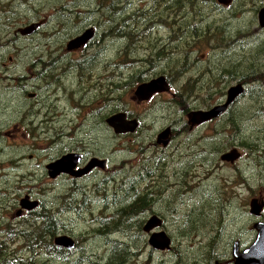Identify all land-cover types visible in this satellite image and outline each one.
Here are the masks:
<instances>
[{
	"label": "rangeland",
	"instance_id": "1",
	"mask_svg": "<svg viewBox=\"0 0 264 264\" xmlns=\"http://www.w3.org/2000/svg\"><path fill=\"white\" fill-rule=\"evenodd\" d=\"M94 1L96 0H0V2L12 3L11 9L2 16L3 19L11 18V13L17 15L19 20L23 22L35 21L38 17H48L46 25L41 26L42 29L36 37L29 39L30 36L23 37L19 35L16 42L10 41L17 36L15 35L16 28L12 25L8 29L3 21L0 22V65L15 66L17 59H20L21 63L25 58L33 56L31 58L32 61L41 57V54L45 56L50 53L55 57L54 63L56 65L60 61L56 55L64 54V57L69 62L72 57H78L82 52L84 54L88 50L87 46L73 52L72 55L65 52L67 41L75 33L83 31V27L77 25L69 15L72 13L77 18L85 16L90 18V14H94L99 17L98 8L95 7L97 5L93 4ZM128 1L130 2V0ZM134 1L135 3L139 2L136 4V7L139 8L143 7L147 2V0ZM262 2L263 0H234V3L228 7H214L211 3L199 5L203 9V12L200 13L204 18L203 24L211 22L216 28L222 26L226 32L225 34L216 35L215 30L213 34L214 40L221 38V36H227L223 38L224 41L220 48L224 52V56L215 59L212 63L209 61L208 56L210 50L205 47V44L197 39L191 41L190 48L196 50L197 54L200 55L199 59L208 64L211 73H217V67H220L225 72L222 74L223 79H225L247 75L248 66L251 68L260 67L258 73L262 71V66L258 65L262 64L264 57L257 56V50L264 46V31L257 32L258 25L256 23V14L254 13L260 3L262 6ZM119 5V2H115L112 8L110 5L103 7L107 10L113 9L112 15L114 17L118 14ZM76 7L80 8L78 10L85 9V13L79 16ZM146 16H149V14H146ZM115 18H113L112 22H114ZM119 20L121 19L119 18ZM149 21L151 20L145 18L144 25L146 28L144 27V31H147L144 34L160 23L175 31L174 28L172 29L171 24H167L162 20L159 23L158 19H156L154 25L150 24ZM110 23H104L99 30L100 40L96 43V53L99 54L96 59L97 63L95 62L92 69L113 66L114 62L111 61L112 57L109 54L116 50H121L125 43L123 39H120L119 34L112 38L108 37L106 39L111 40L115 46L110 48L107 53L103 51L102 48H104L106 41H104L105 39L102 36L105 32V27L106 32L112 30V28L108 27ZM192 26L196 27L195 24H192ZM173 27H176V24ZM247 27L253 30L254 36L246 37L241 42L240 38L245 33L243 29H247ZM187 30L188 28H185L183 32ZM199 30L201 32L204 30L202 25ZM32 31H29V33H32ZM237 32L241 34H237ZM147 40L148 38L140 40L138 48L146 57L151 58V44L154 43L156 46L157 43L154 41L144 42ZM173 41L176 42V39ZM162 44L164 45V43ZM247 46L251 47L248 56H243L237 52L242 53ZM186 47H189V45ZM131 51H134V49ZM232 51H235V53H231ZM167 55L168 52L164 51L162 57H157L156 60L152 59L155 72L170 71L165 65V57ZM115 60L116 57L114 58ZM160 60L162 62H159ZM241 61L244 64V68L240 70L233 69V66L241 63ZM58 65L60 66V64ZM115 71L118 73V70ZM73 73L74 70L71 75L66 73L59 77L60 84L64 87L59 88L55 92V96L62 94L64 91L71 93L73 101L76 100L80 104V108H77L74 102L67 103V98H65L64 104L67 105L68 112L72 113L69 117L70 123L66 124L67 128L63 129L65 126L61 128L59 122H53V120H39L34 123V126L38 127V133L33 136L32 129L29 127L31 122L25 120L24 128L19 127V133L14 135L11 133V129L16 122L11 119L13 117H9L7 142L8 145L12 143V146H8L7 160L6 163L2 164L7 166L5 168L7 170V183L5 179H0V202L2 201L0 203V216H2L0 218V221H2L0 224V229H2L0 232V250L10 246V250L18 254L20 248L27 243L29 244L28 249L33 248V250H36L46 247L47 240L45 238L39 240L34 234L29 233L39 226L34 218V213H25L22 215L24 218L20 220H13L9 214L19 195L29 194L41 206L37 217L44 216V214H53L56 208L60 206L58 221L60 225L69 227V232L64 235L70 237L73 242L77 241L80 246L85 248L86 263L107 264L109 262L108 256L106 260H102V258L106 250V244L110 241L112 243L108 248L111 250L115 249V251L113 252L112 260L108 264H118L119 262L117 261L121 259L125 250L120 251V247L113 241L112 235H103L101 217L109 213L118 214L120 209L123 208L121 206L123 203L128 206L134 204V202L139 200L140 196L147 193L148 189H150L149 194H151V197L148 199L146 207L126 211L127 214L136 213L140 215L129 220L117 218L115 223H119L127 229V225L130 223L135 225L137 221L143 220V224L148 219V216L154 213V208L158 205L159 213L155 214L158 216L162 215L166 226L161 231L172 239L171 248L178 249V252L173 255L168 254L170 251H151L152 249L147 245L148 235L142 236L138 231L132 229L125 232L124 230H113L111 227L107 228L111 233L113 231V233L121 232L117 237L128 245L130 255L137 253V256H135L137 264H200L194 261V258L200 256H207V262L205 261V263L214 264L219 257L227 259L228 255H231V246L235 240L241 241L243 246H247L253 241H251L252 235H244L245 225L247 223L250 226V219L249 217L241 216L239 199L237 196L234 199L232 194L236 192L241 173L245 177L244 180H246L248 188L251 189L247 190V192L257 194L261 193V188H264V185H262L264 184V151L262 150L261 154H254L253 149V146L260 149L264 147V78H259L253 83L249 82V78L246 80L247 88L245 94L242 96L240 104L235 107V112L230 116L235 128L238 129V133L235 134L232 132L233 125L228 117L219 121L212 120L191 130L189 129L190 125L187 123L186 115L188 112L206 110L208 109L207 105L225 97L227 90L211 89L209 87V78H204L202 81L204 82V86L202 85L203 89H197L195 100L191 103L184 101L183 90H195L196 88L185 87L181 89L184 80L178 78L175 74H170V80L174 83L175 89L172 93L178 94L180 105H176L174 98L168 94L155 95L144 103H135L130 99L132 103L129 104V92L126 90L121 97L120 84L116 85L119 88L116 89L111 84H107V82L105 83L106 85L93 82L95 76L102 81L103 73L97 72L95 76L91 75L92 80L88 82L89 84L86 88L76 87V79ZM129 79V77L124 76L122 83L128 82ZM63 80L67 81L66 85L62 83ZM197 84L198 81L195 82V85ZM71 88L74 90H70ZM79 89L84 90V97L90 93V99L80 103L78 101L79 96L76 98ZM109 89L113 90L106 95L105 93ZM206 90H209L208 94ZM216 90L218 91L217 94ZM41 96L42 98L44 97L43 94ZM105 96L109 99H120V106L128 110L132 118L139 120L140 126L136 133L114 135L108 131L104 124L101 127L97 125L98 120L96 121V117H99V115L106 117L108 115L107 112L112 110V108H108L105 113L95 111V109L102 107L101 99L105 98ZM97 99L99 101H96ZM68 105L71 106V109ZM36 106L38 107V105ZM14 108L15 103L10 104L8 102V114L13 113L12 109ZM23 109L28 112L29 105H25ZM84 111L87 114L84 115ZM3 113L6 112L0 111V114ZM40 119H43V116H40ZM165 126L173 127L175 134L172 136L169 146L162 148L156 145L155 138L159 131L163 130L162 127ZM22 131L25 134L23 139L20 137ZM68 135L69 138H66ZM78 137L81 141H88L89 144L93 141L91 143L94 146L93 151L107 160V165L101 173L102 181L97 184L85 182V185L80 187L66 184L68 182L65 183L62 180L51 182L43 180L42 173L46 174L43 170L44 165L53 156L58 155V150L70 146L74 142L73 138ZM230 137H233L236 142L237 139L235 137L245 139L243 142L250 145L251 149L240 147L242 142L237 146H228L227 141H229ZM19 138L24 141L25 146L23 151L16 152L14 146L19 142ZM232 149H236L240 153V160H237L238 162L235 165L221 162L220 155ZM29 155H34V159H28ZM21 159H24L22 166L18 163ZM179 162H181L180 165ZM197 164L203 165L202 167L205 169L203 172H206L203 176V179H205L189 184V179L195 175L187 170ZM37 166H39V169L36 168ZM158 166L161 168L158 169ZM174 170L179 171V175L175 176L172 181L173 186L177 188V192L174 195V199L171 197L165 201V195L169 188L167 184L168 181H171L170 177L173 176ZM184 170L187 173L183 175ZM32 172L35 174V178L39 180L38 186L35 182H28L29 184L25 182L26 180H32ZM182 176L187 180H185L188 185L186 188L189 189H185L184 184L183 187L181 186L183 183ZM232 180L238 183L234 184ZM161 183L163 184L159 186ZM129 189H133L138 193L137 200L130 203L126 201L125 197L121 196L124 190L128 191ZM154 192L158 193L155 198ZM118 196H121V198H118ZM157 198H160V203L156 202L155 199ZM186 198L187 203L184 202ZM178 202L182 204L183 212L178 209ZM15 212L16 210H13L11 214L14 216ZM64 217H66L67 221L62 219ZM204 218L205 221H202ZM220 226L221 230L218 229ZM9 229L14 231L8 232ZM24 230L27 231L23 234L27 240L21 237ZM209 236H212V238ZM190 239L194 240L196 247L193 246L195 244L188 243L187 240ZM203 242L206 243L203 247L197 246V243ZM5 251L9 253V251ZM150 251L151 255L149 254ZM19 256L20 258L26 257L24 252H20ZM76 257H78L77 254L74 255V258ZM33 263L63 264L55 260H43L40 262L37 256ZM128 263L134 264L132 259Z\"/></svg>",
	"mask_w": 264,
	"mask_h": 264
},
{
	"label": "trees",
	"instance_id": "2",
	"mask_svg": "<svg viewBox=\"0 0 264 264\" xmlns=\"http://www.w3.org/2000/svg\"><path fill=\"white\" fill-rule=\"evenodd\" d=\"M96 1H98V2H96ZM96 1H94L93 4L97 5L95 7L98 8V12H99L101 18H100V16L96 17V15H94V14H90V18H87V16H85L83 18L82 17L77 18L72 13L69 15L70 18L72 20H74L77 25H81L83 27V31H79L76 35H73L67 41V43L69 41H71L72 39L78 37L79 35L83 34L85 31L90 30L91 34H90L89 39L86 42V46L88 47V50L84 54L82 52V54L78 57H72L70 63L64 57L65 56L64 54L56 55V57H58L60 59V61H58L56 63V65H58V64L69 65L71 68L72 67L74 68V69H72V71L76 70V69L81 71L79 73V75L82 76V80L79 84V88H86L88 86V84H89L88 82H90L92 80L91 75L95 76L97 72H100V74L103 73L102 81H100L95 76L93 82L100 83L103 85H106L105 83L107 82V84H111L113 87H115V85L120 84V95H121V97H122L123 92H126V90H128V92H129V96H128L129 104L132 103V101L130 99H132L134 97V91L138 85L143 84V83L149 81L150 79L156 78V77L161 76V75H163L169 81V83L171 85V90L172 91L175 90L174 86H173L174 83L170 80V77H171L170 74L175 73V75H177L178 77L180 75L179 78H181V79H183V77H184V83L181 86V89L185 88V87L196 88L195 90H192V89H184L183 90L184 101L186 103L187 102H190V103L193 102L195 100V96H196L195 94H196V92H198L197 89H203L202 88V85H203L202 81L204 80V78H209V67H208V64L204 63L203 61H201L199 59L200 55L197 54V51L190 48L191 47L190 44L192 43L191 41H195L197 39V40L203 42L205 44V47L209 50L213 49V48L220 50L224 39H223V36H221V38L214 40V38H213L214 31L216 30V35L226 33L222 26L216 28V26H214L211 22H207V23L203 24L204 18L200 14L201 12H203V9L200 8L202 6H199V5L211 3L214 7H219L217 0H147V2L144 4V6L140 7V8L136 7V4L139 2L137 1L135 3L134 0H130V2L128 0H96ZM144 1H146V0H144ZM115 2H119L120 5H119L118 14H116L113 17L112 10H107L103 6L110 5V7L112 8L114 6ZM260 8H261V3L255 9L254 13L256 14V17H257V13L260 10ZM76 9H77V13L79 14V16H82L85 13V9L78 10V9H80L78 7H76ZM102 10H104V12H102ZM146 14H149V16H146ZM113 18H115L114 22H112ZM119 18L121 20H119ZM145 18H147L148 20H151L149 22L152 25H154L156 19H158L159 23H160V20H162L163 22H165L167 24H171L172 29L174 28L175 31H172L169 27H167V25L164 26L160 23V24L155 25L152 28H150L148 30V32H146V34H144V32L147 31V30L144 31V29L146 28L144 25ZM47 21H48V17H41V18L38 17V19L35 22H39V23H41V26H44V25H46ZM106 22L107 23L111 22L108 27L110 29L112 28V30L109 32H106V27H105L104 28L105 34L102 36L103 39H106L108 37L112 38L116 34H119L120 39H123L125 41V43H124L123 47L121 48V51L118 52V54L116 56H114V58L116 57L117 59L114 61V58L112 57V60L114 62L113 66H106L105 68L102 67V68H100L101 70L100 69H97V70L92 69L91 67L94 66L95 61L97 59V56L99 54V53H96L97 52V45L95 43H97V41L100 40L99 39V37H100L99 30L103 26V24ZM174 24H176V27H173ZM192 24H195L196 27L192 26ZM201 25L204 28V30L202 32L199 30V27ZM185 28H188V30L186 32H183V29H185ZM243 30L245 31V33L240 38L241 42H243L246 37L248 38V37L254 36L253 30H251L250 27H247V29H243ZM125 31H126V33H125ZM260 31H264V29H261ZM257 32H259V31H257ZM134 34H135V36H134ZM237 34H241V33L237 32ZM104 36H105V38H104ZM145 38H148V40L144 41V42L154 41L157 43L156 46L154 45V43L151 44V50H152L151 58L146 57L143 52H140L139 50H137L138 48H134L135 45L140 42V40H143ZM174 39H176V42L173 41ZM67 43H66V45H67ZM162 43H164V45ZM187 45H189V47H186ZM250 48H251L250 46H247L246 49L242 53L239 51H237V52L243 56H248ZM132 49H134V51H131ZM155 50L156 51L159 50L157 55L154 53ZM66 51L67 50H66V46H65V52ZM164 51L168 52V55L166 57H173L172 60L170 61V63L165 64L166 67H168L170 65L169 70H171V73H170V71L169 72L168 71H166V72H162V71L161 72H155L154 68H153L152 59L156 60L157 57L158 58L162 57V53ZM73 52L74 51H72L70 53V55H72ZM208 56H209V61L211 62L212 57L210 54ZM223 56H224V53H222L220 55V57H223ZM257 56L264 57V46L261 47L259 50H257ZM175 58H177V59H175ZM86 62L88 63V65ZM119 62H120V64H119ZM159 62H162V60H160ZM173 64H174V66H173ZM190 64H192V65H190ZM256 64L258 65V63H256ZM260 65L261 64H259L258 66H260ZM155 66H156V64H155ZM248 67H249V71H248L247 75L249 76L248 78H249V82H250L256 78V75L259 71L258 69H260V67H258V68H251L250 66H248ZM242 68H244V64L242 61H241V63L233 66V69H237V70H240ZM137 69H139V70H137ZM115 70H118V73ZM95 71H97V72H95ZM196 71H197V73H196ZM83 73H84V75H83ZM223 73H225V72H223ZM247 75H245V76H247ZM124 76L130 78L129 81L126 83H122ZM196 81H198L197 85H195ZM217 90H223V89L219 88ZM217 90H216V94L218 93ZM207 91L209 92V90H207ZM207 91H206V93H208ZM248 91H251V90H248ZM179 94H182V93H179ZM244 94H245V92H244ZM173 95L174 96L172 98H174L175 104L180 105L178 94H173ZM242 96H241V98H243ZM96 101H99V99H97ZM101 103H102V112L103 113H105V111L108 108H112L114 111L124 113L127 116V118L130 119L131 116L129 114V111L125 110L122 106H120V99L116 100V99H105V98H103V99H101ZM239 104H240V100H238L237 104L230 111L229 115L227 116L228 119L231 118L230 117L231 114L233 112H235V107ZM212 105L213 104L207 105L208 109ZM208 109H206V110H208ZM111 112H112V110L107 112L108 116L111 114ZM190 112H188L187 114H189ZM108 116L104 117V121ZM227 117H223V118L216 119V120L219 121V120H222V119L227 118ZM99 118L102 121L101 123L103 124V116L99 115ZM230 123L233 125V130H235L236 128H235L233 122L231 121V119H230ZM196 127H198V126H196ZM235 138L237 139V142L233 140V137H230L229 141H227V145L228 146H235V145L237 146L238 144H240V142H242V145L240 147L251 149L250 145H247L245 142H243L245 139H243V138L241 139L239 137H235ZM253 149H254V154H258V153L261 154L262 153L261 151L262 150L264 151V147H262L260 149V148H255L253 146ZM254 154H253V156H254ZM201 166H203V165H201ZM194 169H195V167H194ZM144 199H145V197H144V195H142V196H140L139 200L137 202H134V204H132V205L128 206L127 204L123 203L121 205L123 207V209H120V212L118 214L113 215V214L109 213V214H106V215L101 217V224H102L103 230H104L103 235L104 236L109 235V234L112 235L113 241L119 245L120 251L125 250L122 253L121 259H119L117 261V262H119L118 264H129L128 261L131 259L134 262V264H137V261H135V256H137V253L130 255V248L128 247V245L126 243H123L122 240H119L117 237V235H119L121 232L113 233L114 232L113 231L111 233L110 230L107 228L111 227V228H113V230H118V231L124 230L125 232L132 229V230L138 231L142 236H144V233L142 232V225H141L143 220L137 221L135 225L131 224V223L128 224L127 225L128 229L126 227H123L121 224L115 223L117 218H119L120 220L121 219L122 220H126V219L129 220L131 218H137L140 214H136V213L127 214L126 211L135 209V207L137 205H140L139 208H144L148 203V201H143ZM181 205L182 204L180 203L179 206H177V205L176 206L178 207V209H180L183 212L184 210H182V209H184V208ZM59 209H60V206H58L56 208L55 212L53 213V215L51 214V216L44 214V216L37 217L39 212L34 213V218L38 222L39 226L37 228H35L34 230H31L29 233L34 234L37 237V239H39V240H43L45 238L47 240V245L45 248H38L36 250H33V248L28 249L29 244L27 243L22 248H20V252H24L26 257L20 258V256H19L20 252H18V254H15L14 251L10 250V246H9L6 249L0 250V264H20V263L21 264H35L33 262H34L36 256L38 257V261H40V262H42L43 260H48V261L55 260V261L61 262L63 264H90V262L86 263L87 258L84 254L85 248L80 246L77 241L74 242L72 244V248H69V249L66 248L65 246H62V245H58V244L56 245V243L54 242L57 237L64 235V234L69 232V227L60 225V223L58 221ZM62 219L64 221H67L66 217H64ZM202 221H205V218ZM52 229H53V231H52ZM218 229L221 230V226ZM8 232H13V231L9 229ZM26 232L27 231L24 230L21 234V237L24 240H27L25 238V236L23 235ZM95 232H97V231L95 230ZM209 237L212 238V236H209ZM187 241L189 244L190 243L195 244L194 240L190 239ZM111 243L112 242H110V241H108L107 244L105 243L106 244V250L104 252V257L102 258V260H106L107 256H108L109 262L112 260V256H113L112 252L115 251V249L111 250L108 248ZM144 244H145V239H144ZM205 244H206L205 242L197 243V246L203 247ZM193 246L196 247V244ZM5 250L9 251V253H6ZM151 251H153V250H151ZM151 251L149 253L150 255H151ZM168 251H170L168 254L175 255V254H177L178 249L169 248ZM76 254L78 255V257L74 258V255H76ZM150 255H148V256H150ZM172 256H170V257H172ZM206 257L207 256L196 257V258H194V261L197 263H200V264H204L205 261L207 262ZM95 258H97V256H95ZM205 264H208V263H205Z\"/></svg>",
	"mask_w": 264,
	"mask_h": 264
},
{
	"label": "flooded vegetation",
	"instance_id": "3",
	"mask_svg": "<svg viewBox=\"0 0 264 264\" xmlns=\"http://www.w3.org/2000/svg\"><path fill=\"white\" fill-rule=\"evenodd\" d=\"M231 2V1H230ZM229 2V3H230ZM234 3V0H232V5ZM229 5V4H228ZM12 3L11 2H0V22H4L8 29L13 25L16 28L15 36L12 38V42H16V40L19 38V35L26 37L29 36V39H33L36 37L40 30L42 29L41 23L30 21V22H23L22 20H19L18 16L11 13V18L9 19H3L2 16L6 13V11H9L11 9ZM227 5H221V7H226ZM264 3L262 2L261 8H263ZM260 8V9H261ZM32 27V28H31ZM32 31V33H29V31ZM260 31L261 29H257ZM18 31V32H17ZM36 31V32H35ZM77 34V33H75ZM74 34V35H75ZM227 36H224L223 38H226ZM86 46V45H85ZM83 46V47H85ZM83 47H80L77 50L82 49ZM77 50H74L77 51ZM67 52L66 53H71ZM224 53L221 50L218 49H210V55L212 57L211 63L220 57V55ZM231 53H235V51H232ZM66 58V57H65ZM37 60L31 61V59L22 61L20 63V59H17L16 62L18 64H15V66L12 65H0V111H4L6 113L0 114V179H5L7 183V166L2 165L3 163H6V153L8 150V146L11 147L12 143H9L8 145V120L9 117L11 118L16 124L12 127L11 133L15 135V133H19V127L24 128V121H30L31 125L29 124L30 129H32V134L35 136L38 133V127L34 126V123L39 120L44 121H57L60 124L62 123V116L66 112V107L59 111V109L55 106L52 102L53 99H63L67 98V103L74 102L75 106L77 108H80V104L75 100L73 101V95L71 93H66L64 91L62 94L55 96L56 90H58L61 87H64L62 84H60L59 77L61 75H65L66 73L72 74V68L69 65H55L54 60L55 57L50 54H46L43 56L41 54V57L36 58ZM40 59V60H39ZM50 60V61H49ZM46 61V62H45ZM71 61H69L70 63ZM210 63V66H211ZM262 71L260 73H257L256 79L250 82H255L259 78H264V62L261 64ZM55 67V68H53ZM218 68V72H210L209 71V87L210 88H222L225 90H230L231 88L234 90H237L239 92L238 96L233 100V102L228 104L225 109L223 110H215L214 111V117L211 120L220 119L223 117H227L232 110V108L237 104L238 100H241V96L244 94L246 88H247V82L248 75H241L239 77L235 78H225L223 79L222 74L223 71ZM79 70H74L73 76L76 79L75 83L77 84L76 87H79V84L82 80V76L79 75ZM14 76V78H13ZM158 77H164L163 75ZM153 79V78H152ZM232 79V80H230ZM165 83L167 87L171 90V85L169 81L164 77ZM230 80V81H229ZM62 83L64 85L67 84L66 80H63ZM264 86V85H263ZM239 87V88H238ZM13 89V91H12ZM54 90V91H53ZM74 90V89H70ZM12 91V92H11ZM3 93V94H2ZM41 94L44 95L42 98ZM84 90L79 89L76 94V98L79 96V102L82 103V101L85 100L84 97ZM11 95V96H10ZM171 97H173V94H170ZM15 97V98H14ZM134 99V97L132 98ZM226 99H219L216 102L213 103V105L208 109H215V108H221ZM8 102L10 104L15 103V108L12 109V112L8 114L9 110L7 109ZM29 105L28 112L24 111V106ZM38 105V107L36 106ZM71 109V106L68 105ZM17 109V110H16ZM15 111V112H14ZM95 111L100 112L102 111V107L95 109ZM60 112V113H59ZM62 112V113H61ZM55 113V114H54ZM57 113V114H56ZM118 113L117 111H114L112 109V114ZM59 114V116H58ZM87 114V112L84 111V115ZM40 116H43V119H40ZM57 119V120H56ZM65 125H62L61 127H64ZM106 128L110 133H113L114 135H117L110 127L106 124ZM170 128V136L172 137L175 134V130L173 127L168 126ZM192 129L191 127L189 128ZM23 131L20 134V137L23 139ZM80 137V136H79ZM81 141V140H80ZM85 142V141H81ZM87 142V141H86ZM93 143V141H91ZM25 146V143L23 140L19 138V142L15 144L14 148L15 151H23ZM85 150L78 149L76 147L72 148H61V151L58 150V155L53 156L48 163L44 165L43 170L46 174H43V180L46 182L56 181V180H62L63 182H68L66 184H72L82 187L85 185V182L91 183V184H97L98 182L102 181L101 179V173L104 171L107 160L103 159L101 156H99L97 153H93V146L87 147V145H84ZM90 148V149H88ZM90 150V151H89ZM92 150V151H91ZM85 152V153H84ZM93 153V154H92ZM65 156H71L72 161L67 165V173L65 172H56V171H48V166L51 165L53 162L58 161L59 159L65 157ZM241 155L238 159L240 160ZM25 159V158H24ZM24 159H21L20 162H18L21 166L24 164ZM28 159L33 160L34 155H29ZM3 161V162H2ZM238 161L233 163H226L230 165H235ZM76 163V164H75ZM39 169V166L36 167ZM53 174V175H52ZM245 177L242 176V173L240 175V182L239 185L238 182L235 180H232L234 184H237L236 192L232 194V197L235 199L236 196L239 199V210L241 216L243 217H249V224L250 226L245 225V233L244 235L250 234L252 235L251 241L255 240L258 227L261 225H264V188L260 189L261 193H249L247 190H251L247 186L246 180H244ZM28 182H35L36 185H39V180L35 178V174L32 172V180L25 181ZM264 185V184H262ZM150 189H148L147 193L144 195L145 199L143 201H148V199L151 197V194H149ZM149 194V195H148ZM158 193L154 192V198L155 195ZM156 202L160 203V198L155 199ZM254 202V203H253ZM32 203V204H31ZM24 205L26 207L25 209H21L20 206ZM142 206V205H141ZM158 206V205H157ZM155 206L153 215H150L148 217H154L157 220V223H160V227H157L153 229L155 230H164L166 228L164 219L162 215H156L159 213L158 207ZM140 205H137L135 209L139 208ZM146 207V206H145ZM41 206H39V202L35 199H33V196L26 194V195H19V197L16 199V204L13 205L12 211L16 210L14 216L11 214L12 211L9 213L13 220L17 219L20 220L24 218L22 216L25 213L33 214L39 212V209ZM156 213V214H155ZM158 216V217H157ZM2 216H0L1 218ZM2 221H0V224ZM2 229H0V232ZM6 231V230H5ZM14 231V230H12ZM34 232V231H33ZM243 235L241 236L242 239ZM170 238V237H169ZM171 239V238H170ZM250 241V242H251ZM172 243V239H171ZM253 241L247 245L243 246L241 244V241H234L231 246V255H228L227 259H223L221 257L218 258V260H215L214 264H234V261L232 257L238 252H244L245 249H247ZM237 244V245H235Z\"/></svg>",
	"mask_w": 264,
	"mask_h": 264
},
{
	"label": "water",
	"instance_id": "4",
	"mask_svg": "<svg viewBox=\"0 0 264 264\" xmlns=\"http://www.w3.org/2000/svg\"><path fill=\"white\" fill-rule=\"evenodd\" d=\"M221 3H227L226 0H218ZM259 18V24L264 26V9L260 10L258 13ZM88 32V34H87ZM84 35L81 37H78L71 42H69L67 46V50H75L78 49L82 45L86 43L90 36V32L87 31ZM167 86L163 79H156L152 80L147 84H142L136 88L135 95L137 96L139 101L147 100L153 93L155 92H162L166 91ZM235 90L231 89L228 91V100L226 105L231 101L237 94ZM143 94V95H142ZM235 94V95H234ZM234 96V97H233ZM232 97V98H231ZM231 98V99H230ZM225 105V106H226ZM214 111H211L207 114L205 113H195L194 116L192 115V124H200L203 122H206L207 120H210L214 117ZM204 114V115H203ZM204 117V118H203ZM106 123L109 127H111L115 133L117 134H125V133H132L135 128L137 127L136 121L127 122L125 121V115L120 113L117 115L110 116ZM168 133L169 130H165L157 137V143L162 144L163 146H166L169 139H168ZM164 136V137H163ZM163 138V139H162ZM239 158V154L236 150H232L228 153L223 154L220 159L225 162H231L233 163L235 160ZM67 159V160H66ZM72 161L71 156L69 158L67 156L59 159L56 162H53L51 165L48 166V171H58V172H67L66 165L69 164ZM66 164V165H65ZM76 164V163H75ZM53 175V174H52ZM23 205V204H22ZM160 225V223H157V220L155 218H151L146 225L144 226L143 230L145 232L150 233V231L154 228ZM261 228V230H260ZM64 238H57L55 241L59 245H65L66 243H69V241L63 240ZM63 240V241H62ZM167 240V241H166ZM169 239L164 237L163 233L153 234L151 235L148 243L150 246H152L154 249H165V247H168ZM163 244V245H162ZM258 252V253H255ZM255 257V258H253ZM235 262L234 264H264V225H261V227L258 228L257 237L255 239V242L251 246L249 250L246 251L245 254H236L234 255ZM241 258V259H240Z\"/></svg>",
	"mask_w": 264,
	"mask_h": 264
},
{
	"label": "bare ground",
	"instance_id": "5",
	"mask_svg": "<svg viewBox=\"0 0 264 264\" xmlns=\"http://www.w3.org/2000/svg\"><path fill=\"white\" fill-rule=\"evenodd\" d=\"M103 4V3H102ZM100 6V5H99ZM106 6V5H105ZM166 9V8H165ZM113 10V9H112ZM113 12H115V11H113ZM107 15V14H106ZM110 17V16H109ZM113 20V19H112ZM125 23V22H124ZM130 25V24H129ZM186 26V25H185ZM129 27V26H128ZM121 30V29H120ZM119 30V31H120ZM117 31V30H116ZM127 31V30H126ZM126 31H125V33H126ZM18 32V31H17ZM36 32V31H35ZM118 33V32H117ZM128 33V32H127ZM133 33V32H132ZM33 34V33H32ZM129 34V33H128ZM103 35H104V33H103ZM113 35V34H112ZM117 35V34H116ZM132 35V34H131ZM30 36V35H29ZM109 36V35H108ZM134 36H135V34H134ZM104 38H105V36H104ZM123 38V37H122ZM127 39V38H126ZM133 39V38H132ZM12 40V39H11ZM10 40V41H11ZM97 41V40H96ZM104 41H106L105 43H104V45L105 46H103L104 48H102L103 49V51L105 52V53H107L108 51H109V49L110 48H112V47H114L115 45H113V42L111 41V40H109V39H105ZM128 42V41H127ZM96 44V43H95ZM130 45V44H129ZM1 47V46H0ZM95 47V46H94ZM101 47V46H100ZM133 48V47H132ZM134 48H138V44H136L135 45V47ZM124 49V48H123ZM127 49V48H126ZM125 50V49H124ZM137 50H139V48L137 49ZM121 50H116L115 52H112V53H110L109 55H111V57H113L114 58V56H116L117 54H118V52H120ZM140 51V50H139ZM126 52V51H125ZM124 52V53H125ZM158 52H159V50H157L156 52H154L156 55L158 54ZM134 53V52H133ZM136 53V52H135ZM94 54V53H93ZM1 55V54H0ZM95 55V54H94ZM122 55V54H121ZM133 56V55H132ZM33 57V56H32ZM32 57H28V58H25L24 59V61H26V60H29V59H31ZM98 57V56H97ZM108 57V56H107ZM111 57H110V59H111ZM118 57V56H117ZM128 57V56H127ZM88 58V57H87ZM86 59V58H85ZM84 59V60H85ZM109 59V60H110ZM117 59V58H116ZM137 59V58H136ZM165 59H166V62H165V64H168V63H170V61L172 60V57H165ZM175 59H177V58H175ZM34 60V59H33ZM32 60V61H33ZM35 60H37L36 58H35ZM40 60V59H39ZM91 60V59H90ZM107 60H108V58H107ZM107 60H105V61H107ZM132 60V59H131ZM50 61V60H49ZM111 61H113L112 59H111ZM180 61V60H179ZM19 62V61H18ZM18 62H17V64H18ZM46 62V61H45ZM89 62V61H88ZM96 62V61H95ZM137 62V61H136ZM174 62V61H173ZM78 63V62H77ZM87 63V62H86ZM97 63V62H96ZM122 63V62H121ZM55 64V63H54ZM104 64V63H103ZM87 65H88V63H87ZM112 65H113V62H112ZM164 65V64H163ZM190 65H192V64H190ZM194 65V64H193ZM74 66V65H73ZM81 66V65H80ZM92 66V65H91ZM170 66V65H169ZM168 66V69L170 68ZM173 66H174V64H173ZM75 67V66H74ZM178 67V66H177ZM53 68H55V67H53ZM80 68V67H79ZM90 68V67H89ZM92 68V67H91ZM99 68V67H98ZM100 68H102V67H100ZM105 68V67H104ZM179 68V67H178ZM177 68V69H178ZM193 68V67H192ZM72 69H74L73 67H72ZM167 69V68H166ZM165 69V70H166ZM176 69V70H177ZM97 70V69H96ZM101 70V69H100ZM104 70V69H103ZM109 70V69H108ZM113 70V69H112ZM173 70V69H172ZM85 71V70H84ZM79 72H81V71H79ZM86 72V71H85ZM95 72H97V71H95ZM170 73H171V70H170ZM174 73V72H173ZM182 73V72H181ZM175 74V73H174ZM83 75H84V73H83ZM183 75V74H182ZM178 77V76H177ZM179 77H180V75H179ZM178 77V78H179ZM198 77V76H197ZM13 78H14V76H13ZM201 78V77H200ZM186 79V78H185ZM199 79V78H198ZM183 80H184V77H183ZM187 82V81H186ZM185 82V83H186ZM202 83H204V82H202ZM200 86V85H199ZM204 86V85H203ZM115 88L116 89H119L116 85H115ZM206 88V87H205ZM212 89V88H211ZM111 90H113V89H111ZM111 90L109 89L108 90V92L107 93H105L106 95H108L110 92H111ZM12 91H13V89H12ZM11 91V92H12ZM207 91V90H206ZM208 92V91H207ZM183 93V92H182ZM209 93V92H208ZM207 93V94H208ZM212 93V92H211ZM214 93V92H213ZM3 94V93H2ZM11 96V95H10ZM209 96V95H208ZM90 97H91V94L89 93V94H87L86 96H85V100H88V99H90ZM15 98V97H14ZM105 99H109L107 96H105ZM52 102L53 103H55L54 104V106H55V108L57 107L58 109H59V111L60 110H62L63 109V112H64V108L66 107V112L64 113V115L62 116V123L60 124L61 126L62 125H65V127L63 128V129H65V128H67L66 127V124H68V123H70L69 122V117H70V115L72 114V113H70V112H68V108H67V105L66 104H64V100L63 99H58V98H55V99H53L52 100ZM17 110V109H16ZM15 112V111H14ZM60 113V112H59ZM62 113V112H61ZM55 114V113H54ZM57 114V113H56ZM58 116H59V114H58ZM108 116V115H107ZM104 118V117H103ZM108 118V117H107ZM107 118L105 119V121L103 122V124L106 126V120H107ZM57 120V119H56ZM98 120V126L99 127H101V125H102V121L100 120V118L99 117H96V121ZM229 121V120H228ZM53 122H57V121H53ZM93 122H94V120H93ZM91 123V122H90ZM49 124V123H48ZM88 124V123H87ZM31 125V124H30ZM35 125H37V124H35ZM226 125V124H225ZM39 126V125H38ZM52 126V125H51ZM88 126V125H87ZM97 126V127H98ZM42 127V126H41ZM45 127V126H44ZM59 127V126H58ZM93 127V126H92ZM107 127V126H106ZM51 128H53V127H51ZM55 128V127H54ZM57 128V127H56ZM62 128V127H61ZM52 130H54V129H52ZM88 130V129H87ZM56 131V130H55ZM73 131V130H72ZM40 132V131H39ZM54 132V131H53ZM89 132V131H88ZM233 132L235 133V134H237L238 133V129H235V130H233ZM69 133V132H68ZM67 133V134H68ZM71 133V132H70ZM73 133V132H72ZM75 133V132H74ZM234 133H233V135H234ZM57 134H58V132H57ZM86 134H88V133H86ZM59 135V134H58ZM61 136V135H60ZM72 136H74L73 134H72ZM76 136V135H75ZM78 136V135H77ZM95 136V135H94ZM66 138H69V135L68 136H66ZM91 138V137H90ZM74 139V142L73 143H71L70 144V146H68V147H64L65 149H67V148H72V147H76V148H78V149H81V151L82 150H85V147H84V145H87V147H89V146H93V145H91V143L89 144V142L87 141H85V142H81L80 141V138L78 137V138H73ZM88 139V138H87ZM93 139V138H92ZM252 142V141H251ZM241 143V142H240ZM241 146V145H240ZM93 149H94V146L92 147ZM223 148V147H222ZM221 148V149H222ZM88 149H90V148H88ZM220 149V148H219ZM60 151H61V149H60ZM90 151V150H89ZM92 151V150H91ZM85 153V152H84ZM93 153H94V151H93ZM92 153V154H93ZM211 153V152H210ZM205 158V157H204ZM206 159V158H205ZM211 161V160H210ZM3 162V161H2ZM163 163V162H162ZM157 164V163H156ZM181 164V162H179V165ZM163 166V165H162ZM164 166H165V163H164ZM159 168H161V167H159L158 166V169ZM172 168H174L173 166H172ZM183 168V167H182ZM166 169V168H165ZM164 169V170H165ZM186 169V168H185ZM209 169V168H208ZM154 170V169H153ZM173 170V169H172ZM205 169L200 165V164H197L196 166H195V169H194V167H190L187 171L188 172H193L194 173V175L195 176H193L191 179H189V181H190V183L189 184H194L195 182H197V181H199V180H201V179H203V176L205 175V173L206 172H203ZM162 171V170H161ZM173 172V171H172ZM171 172V173H172ZM207 172H208V170H207ZM162 173V172H161ZM179 173V171L178 170H174V172H173V176H171L170 177V180L171 181H168V184H167V186L169 187L168 189H167V193H166V195H165V201H166V199H168V198H171L172 197V199H174V195L176 194V192H177V188H175L173 185V179H174V177L175 176H177V175H179L178 174ZM183 173V172H182ZM185 173H187V172H185V170H184V173H183V175L185 174ZM159 174V173H158ZM183 177V176H182ZM181 177V178H182ZM207 177V176H206ZM205 179V178H204ZM203 179V180H204ZM185 178L183 177V183L181 184V186L183 187V184H184V187H185V189H189V188H186V186H188L187 185V183H185ZM187 181V180H186ZM17 182H19V181H17ZM29 184V183H28ZM163 183H161L159 186H161ZM21 186H22V184H21ZM26 186V185H25ZM158 186V187H159ZM21 188V187H20ZM2 191V190H1ZM25 191V190H24ZM123 191V190H122ZM2 193V192H1ZM123 195H121L122 197H125V199H127L126 201H128V203H130V202H133V201H135V200H137V195H138V193L136 192V191H134L133 189H129L128 191L127 190H124L123 191V193H122ZM131 194H133V195H131ZM7 195V194H6ZM208 195V194H207ZM121 196H118V198H121ZM5 198V197H4ZM71 199V198H70ZM69 199V200H70ZM2 202V201H1ZM0 202V203H1ZM67 202V201H66ZM70 202V201H69ZM74 202V201H73ZM184 202L186 203L187 202V198L186 199H184ZM85 203V202H84ZM174 203H176V202H174ZM179 204H180V202H178ZM76 204V203H75ZM66 205V204H65ZM82 205V204H81ZM69 206V205H68ZM83 206H84V204H83ZM123 209V208H122ZM47 213V212H46ZM53 213V212H52ZM49 215H51V214H49ZM53 215V214H52ZM54 217V216H53ZM122 220V219H121ZM119 224V223H118ZM52 227V226H51ZM53 228V227H52ZM49 230V229H48ZM52 231H53V229H52ZM193 231V230H192ZM83 251V250H82ZM114 252V251H113ZM112 252V253H113ZM87 257V256H86Z\"/></svg>",
	"mask_w": 264,
	"mask_h": 264
}]
</instances>
